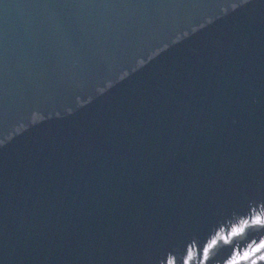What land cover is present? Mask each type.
<instances>
[{"label": "water", "instance_id": "95a60500", "mask_svg": "<svg viewBox=\"0 0 264 264\" xmlns=\"http://www.w3.org/2000/svg\"><path fill=\"white\" fill-rule=\"evenodd\" d=\"M261 245L264 0H0V264Z\"/></svg>", "mask_w": 264, "mask_h": 264}, {"label": "snow or ice", "instance_id": "6c2138e0", "mask_svg": "<svg viewBox=\"0 0 264 264\" xmlns=\"http://www.w3.org/2000/svg\"><path fill=\"white\" fill-rule=\"evenodd\" d=\"M257 222H259V221H257ZM261 247H264V245H261ZM245 258H247V255L245 256ZM261 259H264V257H261ZM253 264H255V262H253Z\"/></svg>", "mask_w": 264, "mask_h": 264}]
</instances>
